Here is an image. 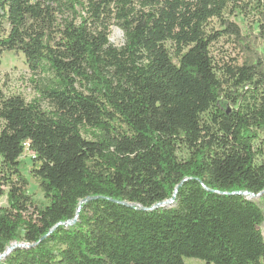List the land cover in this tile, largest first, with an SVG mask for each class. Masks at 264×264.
<instances>
[{"label": "trees", "instance_id": "1", "mask_svg": "<svg viewBox=\"0 0 264 264\" xmlns=\"http://www.w3.org/2000/svg\"><path fill=\"white\" fill-rule=\"evenodd\" d=\"M244 1L0 0V67L22 54L48 76L31 102L0 91V255L30 246L0 264H264V212L235 195L264 198V58L225 19ZM223 37L241 63L216 66Z\"/></svg>", "mask_w": 264, "mask_h": 264}, {"label": "rangeland", "instance_id": "2", "mask_svg": "<svg viewBox=\"0 0 264 264\" xmlns=\"http://www.w3.org/2000/svg\"><path fill=\"white\" fill-rule=\"evenodd\" d=\"M241 4L243 8L235 10L234 12L229 11L225 19L239 28L241 36L243 37V43L248 45L254 52L251 56L255 55L264 58V38H261L258 17L251 14L249 9H245V7L248 8L246 0ZM71 17L70 14H66L64 19L71 20ZM210 28L221 33L224 31V28H221L219 22H211ZM109 41L116 48L123 47L125 42L123 32L116 27H112ZM211 55L217 67L222 66L223 62H227L230 59H238L241 63L247 57L242 51V48L238 47L233 42V39H228L227 37H223L213 44ZM47 78V75L35 76L29 69L24 55L16 53H5L3 55L2 65L0 67V91L6 97L21 96L26 102H31L39 96L38 87L40 84L46 83ZM258 148L260 155L257 157L256 162L258 165H264V134L261 136V143L258 145ZM182 156L186 157V154L182 153ZM21 160L25 163L23 174L29 181L28 195L32 198L38 209H44L49 205V201L41 192L37 181L30 174L34 165L30 152L24 154ZM252 201L256 202L264 212L263 195ZM5 207H7V198L2 197L0 199V208ZM261 229L264 235V225ZM185 264L206 263L199 259H185Z\"/></svg>", "mask_w": 264, "mask_h": 264}, {"label": "water", "instance_id": "3", "mask_svg": "<svg viewBox=\"0 0 264 264\" xmlns=\"http://www.w3.org/2000/svg\"><path fill=\"white\" fill-rule=\"evenodd\" d=\"M176 194H177V191L175 192V195H174V197L171 200L166 201V202H164L162 204L156 205L152 210H157V209L162 208V207H167V206L173 205L175 203V200H176ZM235 195H240V196L247 197V200H250L251 201V200H253L255 198L261 197L262 194L254 195V194H250V193L245 192V193H236ZM119 205H123L125 207H133L134 206V205H130V204H127V203H119ZM77 218H78V216L73 221L68 222L65 225L66 226H72V225H74L77 222ZM27 248H30V246L27 245V244H24V243H22V244L14 243V246L12 244L7 249L6 253L3 254V255H0V257H4V259H6L13 251H15L17 249H27ZM0 263H1V260H0Z\"/></svg>", "mask_w": 264, "mask_h": 264}, {"label": "bare ground", "instance_id": "4", "mask_svg": "<svg viewBox=\"0 0 264 264\" xmlns=\"http://www.w3.org/2000/svg\"><path fill=\"white\" fill-rule=\"evenodd\" d=\"M4 259V257H0V260L2 261Z\"/></svg>", "mask_w": 264, "mask_h": 264}]
</instances>
